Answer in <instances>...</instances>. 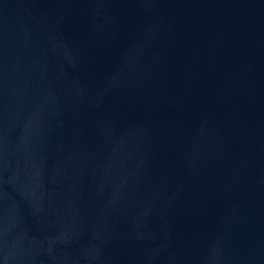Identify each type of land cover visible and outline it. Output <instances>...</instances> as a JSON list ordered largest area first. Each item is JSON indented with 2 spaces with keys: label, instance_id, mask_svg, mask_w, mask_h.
Returning a JSON list of instances; mask_svg holds the SVG:
<instances>
[{
  "label": "water",
  "instance_id": "water-1",
  "mask_svg": "<svg viewBox=\"0 0 264 264\" xmlns=\"http://www.w3.org/2000/svg\"><path fill=\"white\" fill-rule=\"evenodd\" d=\"M0 264H264V0H0Z\"/></svg>",
  "mask_w": 264,
  "mask_h": 264
}]
</instances>
